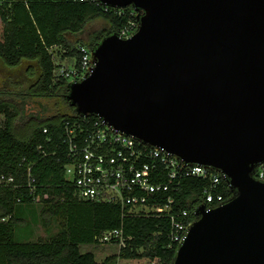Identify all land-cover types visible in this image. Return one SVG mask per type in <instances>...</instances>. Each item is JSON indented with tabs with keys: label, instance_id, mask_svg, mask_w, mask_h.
Wrapping results in <instances>:
<instances>
[{
	"label": "water",
	"instance_id": "water-1",
	"mask_svg": "<svg viewBox=\"0 0 264 264\" xmlns=\"http://www.w3.org/2000/svg\"><path fill=\"white\" fill-rule=\"evenodd\" d=\"M138 11L67 84L79 116L224 174L223 203L196 206L170 264H264V0H98Z\"/></svg>",
	"mask_w": 264,
	"mask_h": 264
},
{
	"label": "trees",
	"instance_id": "trees-1",
	"mask_svg": "<svg viewBox=\"0 0 264 264\" xmlns=\"http://www.w3.org/2000/svg\"><path fill=\"white\" fill-rule=\"evenodd\" d=\"M137 14L132 6L105 9L95 0H0V60L10 68L30 62L23 69L32 70L24 95L64 99L68 79L55 74L54 47H64V54L71 55L73 65L78 66L81 55L76 43L91 49L104 36L120 34L131 22L137 24ZM97 18L106 24L86 39L72 43L65 37L82 34L86 23ZM22 106L20 101L14 105L0 101V264H116V257H146L155 264H170L177 246L169 237L168 215H124L117 203L78 198L73 183L65 178V126H88L94 116L82 118L72 107L71 111L29 116L28 133L20 137L16 121L24 116ZM208 185L207 178L179 179L170 212L187 209L193 220L196 206L206 203ZM219 192L226 200L234 190L223 180ZM39 202L44 203V225L57 218L62 222L60 231L51 239L17 241L15 227L22 222L23 207ZM118 228L125 245L116 253L111 251L114 254L98 261L92 251L80 250V245L99 243L103 232Z\"/></svg>",
	"mask_w": 264,
	"mask_h": 264
},
{
	"label": "built area",
	"instance_id": "built-area-1",
	"mask_svg": "<svg viewBox=\"0 0 264 264\" xmlns=\"http://www.w3.org/2000/svg\"><path fill=\"white\" fill-rule=\"evenodd\" d=\"M109 7L105 6V9ZM137 24L131 22L119 35L129 37L136 30ZM76 47L81 55L78 66L56 62L55 74L70 81L81 80L93 66L90 49L81 43ZM93 116L88 126H65L63 140L67 145L68 157L64 174L73 183L78 198L117 203L124 215L166 214L170 220L169 237L177 247L186 237L192 221L187 209L170 212L179 179L193 176L209 180L204 193L207 208L225 201L219 192V186L225 180L222 172L201 164L185 162L161 147L145 144L134 136L119 131L101 117ZM253 175L264 181V161L256 165ZM139 207L147 210H139ZM98 240L114 241L119 248L125 245L120 228L103 232ZM154 262L155 260L152 261Z\"/></svg>",
	"mask_w": 264,
	"mask_h": 264
},
{
	"label": "rangeland",
	"instance_id": "rangeland-1",
	"mask_svg": "<svg viewBox=\"0 0 264 264\" xmlns=\"http://www.w3.org/2000/svg\"><path fill=\"white\" fill-rule=\"evenodd\" d=\"M106 23L102 19H93L86 23L84 26V32L82 34H66V38L72 43L76 42L78 38L87 37L88 33L93 30H99ZM76 43L75 45H77ZM60 47V49H58ZM54 47L53 54L54 59L57 63H62L64 65H71L74 61L71 55L64 54L65 48L59 46ZM72 47V46H71ZM59 50V51H57ZM64 54V55H63ZM62 57V60L60 59ZM64 59V60H63ZM30 62L25 61L21 66L10 68L5 66L0 60V101H8L14 105L15 101L22 102V111L21 114L23 118L16 122V133L20 137H24L28 133V124L27 119L29 116L37 115H48L50 113L61 111H71V106L64 101L60 96H48V97H33L31 95H24L27 91L25 90L29 80L32 75H29L32 70L28 69L27 72L23 71L25 66ZM70 82V80H67ZM21 91L23 94H19ZM24 96L21 98V96ZM20 98V99H19ZM23 99V100H22ZM20 106V104H18ZM43 112V113H42ZM2 117V115H0ZM44 207V203H33L29 207L25 208L23 213L20 215L21 223L15 227V239L17 241L31 240L35 241L39 238L51 239L54 237L61 229L62 222L57 218H51L47 225H44L41 217V211ZM140 209L147 210L146 208L139 207ZM119 246L116 243L111 242H101L91 243V244H82L80 245L81 251H92L95 254V258L98 261H101L108 254H114L118 251ZM114 253H112V252ZM116 264H155L152 261L148 260L146 257L135 258V259H120L116 257Z\"/></svg>",
	"mask_w": 264,
	"mask_h": 264
}]
</instances>
